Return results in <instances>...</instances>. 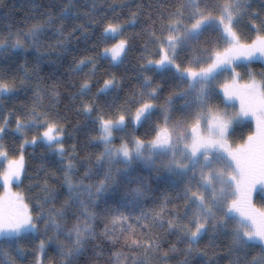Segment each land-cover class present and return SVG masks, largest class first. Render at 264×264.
Instances as JSON below:
<instances>
[{
  "label": "snow or ice",
  "instance_id": "6c2138e0",
  "mask_svg": "<svg viewBox=\"0 0 264 264\" xmlns=\"http://www.w3.org/2000/svg\"><path fill=\"white\" fill-rule=\"evenodd\" d=\"M76 7L75 0H64L58 12L41 13L26 29L0 32V53L27 56L32 51L40 54L38 60L65 57L68 43L80 38L76 34L87 43L94 26L103 25L92 47L104 45L95 56L73 55L67 68L69 86L77 89L71 97L79 100L77 111L92 118L97 133L92 139L102 145L98 152L78 160L73 145L66 156L62 118L44 106L39 90L15 114L11 134L24 137L19 155L3 143L13 113L0 115V164L6 161L0 171V255L5 257L0 264H25L24 241L37 236L47 240L32 248L30 264H44L46 246L53 244V264H81L90 245L100 247L95 242L101 237L112 243L109 264H173L175 256H181L175 264H190L195 254L209 255L199 246L209 234L230 238L228 253L235 259L229 264H264V207L254 203L255 194L264 201V70L257 74L249 68L246 80L237 71L264 61V0L258 6L253 0H158L154 9L149 7L143 30L144 52L158 58L141 65L138 87L121 103L118 95L107 99L122 88L115 74L106 72L95 93L93 81L100 83L95 79L99 61L123 64L133 39L125 30L143 14L142 5L130 9L131 19L123 23L119 13L97 19L86 12L88 22L76 24L81 15ZM20 67L19 85L15 75L0 70V98L28 89L36 70H29L26 61ZM156 75L162 77L159 82ZM164 78L173 83L162 98ZM57 92L54 86L52 94ZM245 122L251 125L248 134L236 142L233 133ZM144 124L146 138L129 137L127 129ZM118 133L123 135L116 143ZM38 144L66 161L59 178L66 191L51 186L46 175L33 185L39 192L32 201L13 193L11 185L23 182L25 147ZM137 165L149 175H132ZM153 177L169 186L160 197L153 196ZM120 187L121 203L114 207L108 196ZM148 199L153 204L146 209ZM98 221L104 225L99 233ZM102 255L96 251L91 264H100Z\"/></svg>",
  "mask_w": 264,
  "mask_h": 264
},
{
  "label": "trees",
  "instance_id": "16d2710c",
  "mask_svg": "<svg viewBox=\"0 0 264 264\" xmlns=\"http://www.w3.org/2000/svg\"><path fill=\"white\" fill-rule=\"evenodd\" d=\"M64 0H0V32H6L9 29L15 31L18 28H25L28 24L33 22V18L39 16L41 13H46L49 10L58 12ZM76 9L81 15L80 18L75 20L76 24L87 23L88 17L83 15L84 13H90L97 19L107 15L108 18H114V13H119V21L123 23L131 19L130 9L135 10L137 5H142V13L138 16L137 22L134 26H129L125 30V34L133 37L132 46L130 47L123 64L118 67L110 66L108 60L99 61V68L97 69L95 79L100 81L99 84L93 81V93L103 84V79L108 78L105 73L115 74L117 80L122 84V88L114 90L109 94L107 99L111 100L113 95H118L119 100L117 103L123 102L130 95L131 91L138 87L137 78L141 74V65L146 62L150 57L143 50V45L147 40V36L144 33V28L147 23V12L151 6L155 8L158 0H75ZM127 4L128 7L121 8L120 5ZM254 6L259 5V0H253ZM109 5L112 7L110 8ZM103 25L94 26L95 35L86 43L84 38L77 33L79 39L73 38L67 45L69 51L68 54L57 59V55L43 56L42 59H37L40 55L38 53L30 51L27 56L12 52L11 54L0 53V70L7 71L9 75H15L17 77L16 83L19 85L20 78L24 75L23 69L20 67L25 61L27 62L29 70L35 69V74H31V80L26 91H19L16 95L10 97L0 98V115H5L12 112L11 123L8 126V134L4 136L3 143L6 144L11 153L19 155V144L24 137L16 134H11V129L15 127V114L24 110V105H30L33 100L34 92L39 90L43 97V104L45 107H50L53 115H58L62 118L64 125L63 144L66 151V156L73 150V145L76 146L77 159L84 157L89 153H96L102 148L97 146L93 137L97 135L94 130L95 126L92 124V118L84 115L82 112L77 111L79 100L75 102L71 97V93L77 91L76 88L69 86L70 78L67 74V68L72 63V57L75 55L77 58L84 55L95 56L102 51L104 45L101 44L95 48L92 47V42L96 40L102 31ZM67 31L71 30V24L67 26ZM92 29H90L91 31ZM139 34V35H137ZM207 35V34H206ZM203 39V38H202ZM115 41H110L114 43ZM87 49V51H86ZM43 51V50H42ZM144 57L142 59L141 57ZM251 70L254 73H260L264 70V62L253 61L251 64ZM152 74V73H148ZM39 77V79H37ZM142 78V77H140ZM79 79L78 77L76 78ZM162 79L160 75H156V81L159 82ZM173 81L164 78V91L162 98L168 95L169 85ZM39 85V89L36 86ZM58 89L56 95L52 94L53 87ZM180 101H177L179 104ZM96 113H93V118ZM133 128L137 130L133 132ZM148 125L141 126L133 125L127 129L129 137L140 136L146 138ZM33 133H28V139L31 138ZM122 133L117 134L116 143H119V137ZM35 146V145H34ZM28 145L24 149L26 169L23 174L22 183H18L15 188H11L13 193L19 192L27 197V200H35L39 189L33 187V185L40 183L44 180L45 176H48L49 184L55 187L57 190L64 192L65 189L61 188L60 177L62 176V167L66 161H62L61 158L55 154L54 151L49 150L46 146ZM3 165L0 164V170ZM83 172V167H80L77 175ZM140 173L141 175H149V172L143 168V165H137L132 175ZM162 176H166V173H161ZM153 186V196L160 197L166 190H169V186L164 180H156L154 177L150 181ZM2 187L0 184V195L2 194ZM123 188H118L115 192L108 196V202L114 207H119L121 203V194ZM62 198V197H61ZM26 200V202H27ZM153 204V199H148L145 203V208H150ZM258 207V206H257ZM127 214L126 209H122ZM138 211V210H137ZM103 223L97 222V232H101L103 229ZM40 239L47 240L46 236H37L35 240L24 241L28 244V251L25 259V264H30L33 261L34 256L32 254V248L36 247L37 242ZM211 240V242H210ZM99 245V248L89 246L88 250L80 257L81 264H91L95 259V252L101 251L103 255L100 257V264H109V257L111 251H113L112 243L106 238L101 237L95 242ZM230 245V238L226 236L211 237V234L206 235L200 241L201 250H207L208 256L195 254L190 257V264H209V258H211V264H229L230 259H235V256L228 253V247ZM15 255V252H12ZM55 257V245L46 246V250L42 259L46 264H53ZM181 259V256L173 257V264L176 260ZM0 260H5V257L0 255Z\"/></svg>",
  "mask_w": 264,
  "mask_h": 264
},
{
  "label": "rangeland",
  "instance_id": "374dc122",
  "mask_svg": "<svg viewBox=\"0 0 264 264\" xmlns=\"http://www.w3.org/2000/svg\"><path fill=\"white\" fill-rule=\"evenodd\" d=\"M256 61H259V60H256ZM256 61H255V62H256ZM259 62H264V61H259ZM249 68L251 69V66H250V65H247V67H239V68H237V71L240 72L241 76H243L245 80L247 79L246 73H247V71H248ZM227 75H228V74H225V75H223V76L220 77V82H221V83L224 82L225 76H227ZM257 78L259 79V76H257ZM243 82H244V81L241 80V83H243ZM218 91H220V90L218 89ZM220 96H221V98H223V93H222V91H220ZM238 107H239V105H238V103H237V108H238ZM250 127H251V125H250L248 122H245V123H243V124L238 125V126L236 127L235 132L233 133V137H232V138H233L236 142H240V138H241L242 136H246V135L248 134V131H249ZM38 145L45 146L44 144H38ZM31 146H33V145H31ZM35 146H37V145H35ZM35 146H34V147H35ZM2 165H3V168H4V167L6 166V161H5ZM3 168L1 167V170H0V171H2ZM0 184H1V187H2V189H3L1 195H3V194H4L3 182L0 181ZM17 184H18V183H13V184L11 185V188H12V187L15 188V187L17 186ZM254 203H255V205L258 206V207H264V201H262L261 197H260L259 195H257V194L254 195ZM41 223H42V222H41ZM38 243H39V242H37L36 246L38 245ZM44 264H46V263L44 262Z\"/></svg>",
  "mask_w": 264,
  "mask_h": 264
}]
</instances>
